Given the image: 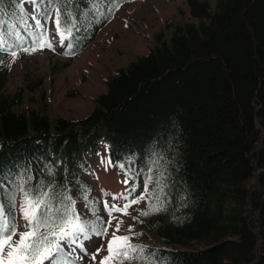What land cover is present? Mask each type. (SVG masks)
Instances as JSON below:
<instances>
[{
  "label": "trees",
  "instance_id": "trees-1",
  "mask_svg": "<svg viewBox=\"0 0 264 264\" xmlns=\"http://www.w3.org/2000/svg\"><path fill=\"white\" fill-rule=\"evenodd\" d=\"M38 1L69 13L68 27L77 18L64 33L70 56L117 8L116 0ZM20 2L0 0L10 41L25 14ZM188 3L199 23L176 25L168 39L158 34L147 54L109 74L86 116L52 120L17 109L23 89L0 95V165L27 167L34 184L55 180L77 198L81 171L103 140L125 176L128 167L139 173L129 181L137 194L163 144L170 196L164 210L136 220L154 237L141 245L163 264H264V0H216L214 10L206 0Z\"/></svg>",
  "mask_w": 264,
  "mask_h": 264
},
{
  "label": "rangeland",
  "instance_id": "rangeland-1",
  "mask_svg": "<svg viewBox=\"0 0 264 264\" xmlns=\"http://www.w3.org/2000/svg\"><path fill=\"white\" fill-rule=\"evenodd\" d=\"M206 1L214 10L216 0ZM23 5L33 17L41 19L44 31L47 32V40L53 43V49L37 48L35 52L26 53L21 48H13L12 50L17 53L16 57H12L10 50L0 51L2 57L0 95L13 94L23 89V101L17 109L20 111L37 109L52 120L57 116L78 119L88 115L95 108L97 97L106 91L105 80L109 74L147 54L155 45L158 34L163 33V38L168 39L176 25L185 22L199 23V19L191 15L188 0H134L116 10L109 24L107 22L99 30L87 48L71 59L63 54L58 46L60 35L55 24L57 12L52 9L45 18L41 11L37 12V4L24 0ZM32 27L34 29L35 20ZM26 46L30 45L26 43ZM105 156L106 150L101 143L98 154L90 158L88 170L82 171L87 182L79 179L80 182L78 181L75 188L79 198L76 204L77 211L91 221H95L96 216L89 212L80 199L82 185L86 186L89 183L88 188L91 190L89 199L96 201L98 214L104 221L109 218L104 209V201H108L110 206L116 204L122 207L124 203L112 199L116 189L102 186V178H110L111 174L122 177L120 171L112 166L109 167L108 173L99 171L97 165ZM118 195L120 194H115L116 197H119ZM142 204L143 201L132 205L128 209L130 216L113 213V216L124 221L119 233L124 232L129 225H135L132 217H137ZM116 222L115 219L112 220L113 225ZM108 231L109 235L106 238L93 236L92 241H83L85 250L77 248L75 253H70V257L76 259L77 264H95L89 253H95L100 244L106 247L113 228H109ZM193 246L201 245L195 243ZM105 253L106 251L101 252L97 256V261Z\"/></svg>",
  "mask_w": 264,
  "mask_h": 264
},
{
  "label": "snow or ice",
  "instance_id": "snow-or-ice-1",
  "mask_svg": "<svg viewBox=\"0 0 264 264\" xmlns=\"http://www.w3.org/2000/svg\"><path fill=\"white\" fill-rule=\"evenodd\" d=\"M27 2L37 4L38 0ZM68 2L70 0H64L65 5ZM89 2L98 4L100 0ZM119 3L120 0H116L115 6L118 7ZM37 12H40L39 8ZM43 15L47 18V12ZM68 15L70 14L67 12L62 13L60 8L57 9L55 24L61 45L64 43L65 31L71 33L77 19L73 17L72 26L68 27L67 19L62 20V16L66 18ZM32 19L35 20V27L31 32V39L21 38L16 34L19 43L14 45H7V34L0 30V51L10 50L12 57H16L17 53L13 48H21L26 53L35 52L37 48L53 49V43L47 40V32L44 31L41 19L35 16ZM37 29L40 31L37 32ZM26 43L30 46H26ZM67 46L72 47L71 44ZM102 163L111 165L112 161ZM169 163L171 161L164 154L163 144L159 151L152 150L147 160V172L143 173V192L139 196L134 195L136 185H129V181L139 173L128 167L127 178L122 181L129 185L126 193L112 198L124 201L123 206H110L108 201H104V209L109 217L107 221L100 218L99 209L95 206L96 201L89 199L91 190L87 186H81L80 199L89 212L96 216L95 221L85 219L77 211V199L71 195L69 189L57 188L55 180H38L34 184L35 178L27 167L17 165L19 170L13 171L12 168L0 165V264H77L76 259L70 257V253H75L77 248L85 250L83 241H92L93 236L108 237L109 228H113V231L106 247L100 244L95 253H89L95 264H163L155 252L132 242L138 235L133 232L132 225L126 229L129 234H117L121 232L124 221L113 216V213L130 216L128 209L145 200L155 202L150 203L147 210L141 211V216L147 217L164 210L166 198L170 196L168 180L171 173L167 169ZM119 167L125 169L123 164ZM48 174L54 176V170L49 168ZM150 185L153 186L151 191ZM18 196L21 198L18 199ZM114 219L117 221L115 225L112 224ZM132 219L137 220L138 217ZM104 251L107 255L97 261V256Z\"/></svg>",
  "mask_w": 264,
  "mask_h": 264
},
{
  "label": "bare ground",
  "instance_id": "bare-ground-1",
  "mask_svg": "<svg viewBox=\"0 0 264 264\" xmlns=\"http://www.w3.org/2000/svg\"><path fill=\"white\" fill-rule=\"evenodd\" d=\"M89 55V54H88ZM2 61V57H0V62ZM83 62H85V61H83ZM83 64H85V63H83ZM118 196H120V195H118Z\"/></svg>",
  "mask_w": 264,
  "mask_h": 264
}]
</instances>
